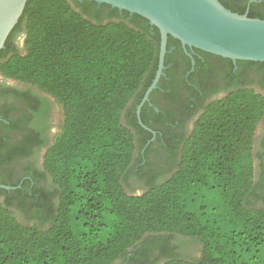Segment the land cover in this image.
<instances>
[{"label":"trees","instance_id":"obj_1","mask_svg":"<svg viewBox=\"0 0 264 264\" xmlns=\"http://www.w3.org/2000/svg\"><path fill=\"white\" fill-rule=\"evenodd\" d=\"M219 1L264 19V0ZM96 5L27 0L0 50V72L51 95L60 110L43 162L55 204L34 203L36 222L28 223L0 199V264H112L136 255L145 237L174 235L199 243V256L167 252L159 264H264L252 155L264 97L241 87L207 103L174 170L159 179L148 171L146 189L128 192L129 174L151 164L142 154L132 164L140 139L130 127L142 130L135 109L154 76L160 35L146 18L106 3L104 21ZM20 28L24 52L7 55ZM171 43L179 41L168 36ZM170 149L176 157L177 145Z\"/></svg>","mask_w":264,"mask_h":264},{"label":"flooded vegetation","instance_id":"obj_2","mask_svg":"<svg viewBox=\"0 0 264 264\" xmlns=\"http://www.w3.org/2000/svg\"><path fill=\"white\" fill-rule=\"evenodd\" d=\"M83 1L79 2L83 4ZM252 1L248 0V3ZM102 4L97 3L96 8L100 18L107 21L108 12ZM87 9L93 12L90 7ZM76 10L80 11L79 8ZM24 36L23 28L14 32L7 55L24 52ZM246 61L249 60L229 61V58L183 46L180 42L171 43L167 48L166 43L163 68L156 85L148 91L158 67L136 105L137 122L142 130L130 127L140 139L136 143L132 164L140 154L143 155L141 162L151 164L144 165L142 171L129 174L125 184L128 192L146 189L148 176H151L148 171L152 175L160 172L159 179L174 170L181 143L191 133L207 103L241 87L251 88L264 97V65ZM123 120L128 122L127 118ZM59 126V106L51 95L0 72V185L7 186H0L3 190L0 199L9 198L10 209L18 220L36 222L30 217L35 211L34 203H40L41 207L55 204L54 187L43 162ZM172 145L178 147L176 157L171 149L168 150ZM252 149L255 192L260 196L253 201L264 205V114L255 126ZM144 240L146 242L139 246L136 255L127 253L112 264H159L164 260V253L189 257L197 250L191 239L179 235L145 237ZM150 240L167 242L153 243Z\"/></svg>","mask_w":264,"mask_h":264},{"label":"water","instance_id":"obj_3","mask_svg":"<svg viewBox=\"0 0 264 264\" xmlns=\"http://www.w3.org/2000/svg\"><path fill=\"white\" fill-rule=\"evenodd\" d=\"M26 1L0 0V50L4 48V42L22 14ZM91 1L106 3L129 14L136 13L158 29V68L148 91L155 87L161 74L168 36L177 39L183 46L232 60L264 61V19L249 17L247 12H234L219 0Z\"/></svg>","mask_w":264,"mask_h":264},{"label":"rangeland","instance_id":"obj_4","mask_svg":"<svg viewBox=\"0 0 264 264\" xmlns=\"http://www.w3.org/2000/svg\"><path fill=\"white\" fill-rule=\"evenodd\" d=\"M126 190H127V189H126ZM127 191H128V190H127ZM191 241H193V240H191ZM193 242H194V241H193ZM193 244H194L193 247H194L195 249H197V250H196L194 256H189V257L196 258V257H198L199 254H200V244L197 243V242H194Z\"/></svg>","mask_w":264,"mask_h":264}]
</instances>
